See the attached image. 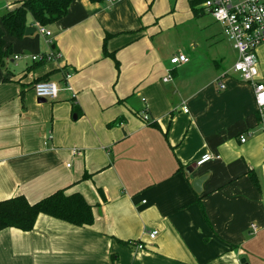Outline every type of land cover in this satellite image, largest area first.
Returning <instances> with one entry per match:
<instances>
[{"label":"crops","instance_id":"crops-1","mask_svg":"<svg viewBox=\"0 0 264 264\" xmlns=\"http://www.w3.org/2000/svg\"><path fill=\"white\" fill-rule=\"evenodd\" d=\"M190 1L172 5L185 20L203 15ZM15 6L6 0L0 14ZM173 10L167 0H72L48 37L4 33L12 52L0 64V200L79 192L94 221L39 214L29 231L2 229L0 264H264V133L253 89L220 38L210 62L186 55L172 64L182 52L160 37ZM45 53L53 59L30 57ZM256 56L264 82V43ZM42 79L56 82L54 99L35 95ZM205 153L219 158L188 173ZM204 174L197 193L192 181Z\"/></svg>","mask_w":264,"mask_h":264},{"label":"built area","instance_id":"built-area-1","mask_svg":"<svg viewBox=\"0 0 264 264\" xmlns=\"http://www.w3.org/2000/svg\"><path fill=\"white\" fill-rule=\"evenodd\" d=\"M107 3H113L115 0H105ZM203 13L210 14L216 22L219 23L223 35L231 44L237 53V58L232 65V71L248 82L254 94L256 112L259 116V129L264 133V82L258 78V60L256 49L264 43V0H201L197 4ZM36 31L46 35H51L50 31L38 23L33 25ZM14 59H19L21 55H14ZM32 60L50 61L54 55L50 53L30 55ZM188 61L185 54L179 53L171 57L172 64H180ZM70 74H66L67 79ZM170 72L166 74L163 81L171 80ZM223 87V85H221ZM33 91L39 98L54 99L58 93L56 82L51 80H41L33 84ZM70 89V87H69ZM184 112L187 111L183 107ZM143 119L148 116L144 112ZM254 132L248 131L239 135V141L245 142ZM264 155V142L261 145ZM219 158L210 153L203 154L197 161L196 166H201L211 159ZM254 227V225H252ZM156 230L148 233L150 238H154ZM139 248L143 246L137 244Z\"/></svg>","mask_w":264,"mask_h":264},{"label":"trees","instance_id":"trees-1","mask_svg":"<svg viewBox=\"0 0 264 264\" xmlns=\"http://www.w3.org/2000/svg\"><path fill=\"white\" fill-rule=\"evenodd\" d=\"M104 1L89 0L91 3ZM200 1H190L192 13L195 16L200 11L195 10ZM15 2L16 6L13 9L0 14L1 65L3 60L9 57L12 52L11 46L4 39V33L21 39L25 36V28L28 26H33L35 23L43 27L53 24L66 15L72 0H15ZM29 16L32 19L30 24H28ZM103 48L104 54L114 59L118 69L119 63L114 54L106 52L104 44ZM44 62L46 61L39 60L37 64ZM93 207L94 205L88 203L81 193L66 194L64 189H58L35 202H29L25 196L18 195L0 200V230L13 227L22 231H29L33 228L39 214H46L76 226L91 225L94 221ZM128 243L131 244L132 242Z\"/></svg>","mask_w":264,"mask_h":264},{"label":"rangeland","instance_id":"rangeland-1","mask_svg":"<svg viewBox=\"0 0 264 264\" xmlns=\"http://www.w3.org/2000/svg\"><path fill=\"white\" fill-rule=\"evenodd\" d=\"M6 0H0V4H3ZM167 3L174 6V0H167ZM4 9V8H3ZM178 14L176 18L172 16ZM187 10H173L165 15L166 25H171L162 33L160 39H162L167 45V49L172 50L173 53L181 50L185 55L191 56L192 59L196 58V65L202 66L206 61L210 62L214 59V48L217 38L223 39L227 44L229 41L223 35L221 27L218 22L208 13H203L194 17L195 19H186ZM222 44V48L225 47ZM229 48V47H228ZM231 48V46H230ZM227 50V49H225ZM224 50V51H225ZM233 54H237L234 49L231 48ZM228 52L229 49H228ZM203 62V63H202ZM210 70V67H209Z\"/></svg>","mask_w":264,"mask_h":264},{"label":"water","instance_id":"water-1","mask_svg":"<svg viewBox=\"0 0 264 264\" xmlns=\"http://www.w3.org/2000/svg\"><path fill=\"white\" fill-rule=\"evenodd\" d=\"M35 31H36V28L34 26H28L25 28L24 34L25 35H32L33 33H35ZM39 99L42 102L46 101L45 98H39ZM195 168H196V164H193L190 168L187 169V172L192 173ZM206 178H207V175L204 174V175H201V176L195 178L192 181V187L197 193H200L202 191V184L206 180Z\"/></svg>","mask_w":264,"mask_h":264}]
</instances>
